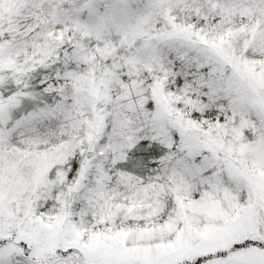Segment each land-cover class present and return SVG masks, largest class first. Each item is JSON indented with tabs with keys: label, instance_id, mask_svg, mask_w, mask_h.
<instances>
[{
	"label": "snow or ice",
	"instance_id": "1",
	"mask_svg": "<svg viewBox=\"0 0 264 264\" xmlns=\"http://www.w3.org/2000/svg\"><path fill=\"white\" fill-rule=\"evenodd\" d=\"M0 264H264V0H0Z\"/></svg>",
	"mask_w": 264,
	"mask_h": 264
}]
</instances>
